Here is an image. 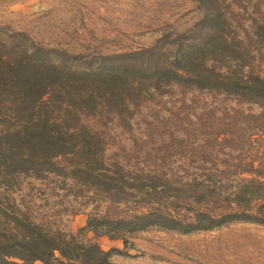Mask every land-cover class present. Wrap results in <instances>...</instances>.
Masks as SVG:
<instances>
[{"label": "rangeland", "instance_id": "374dc122", "mask_svg": "<svg viewBox=\"0 0 264 264\" xmlns=\"http://www.w3.org/2000/svg\"><path fill=\"white\" fill-rule=\"evenodd\" d=\"M204 1L0 0V67L13 75L11 91L47 67L75 75L84 87L68 90L92 99L86 114L68 110L63 96L23 98L41 104L57 123L65 119L66 129L80 125L98 146L88 178L75 173L87 153L61 160L55 172L41 167L3 177L11 154L18 159L29 147L16 135L19 121L0 118V234L14 235L26 222L61 234L70 246L96 244L112 264H264V226L254 223L228 221L191 233L148 228L126 236L122 226L116 238L101 236L109 227L103 220L141 216L154 200L165 205L153 189L161 173L191 178L217 171L229 178L264 166V103L160 85L158 77L169 79L175 65H194L215 51L228 56L218 32L229 47L253 52L243 53L245 74L264 79V0ZM7 86L4 112L12 101L32 111Z\"/></svg>", "mask_w": 264, "mask_h": 264}, {"label": "trees", "instance_id": "16d2710c", "mask_svg": "<svg viewBox=\"0 0 264 264\" xmlns=\"http://www.w3.org/2000/svg\"><path fill=\"white\" fill-rule=\"evenodd\" d=\"M203 2L205 1L202 0ZM255 25L258 26L256 23ZM219 34L218 32L221 45L231 51L228 56L215 51L200 58L194 65L184 67L175 65L179 69L169 79L158 77L162 82L160 85L173 84L198 91L217 90L242 103H264V79L251 71L245 74L247 59L243 53L252 56L253 52L250 53L244 47L241 49L229 47ZM234 53L240 57L234 56ZM228 58V65H225L223 60ZM183 62L190 64L185 59ZM1 63L9 65L4 60ZM37 72L45 73L23 78L11 91L10 78L13 75L0 67V118L5 120V123L19 121L20 126L16 128V135L21 138L22 144L29 147V151L21 152L18 159L11 154V165L5 169L2 176L12 175L14 170L33 174L41 167L47 170V173L55 172L61 160L71 155L82 156L87 153V159L76 164L75 173L76 175L81 173L88 178L90 175L86 171L91 169L90 174L94 171L91 165L96 161L92 154L93 149L98 146L92 147L90 136L81 134L80 125L74 129H66L65 119L57 123V119L44 113L41 104L27 101L23 96L31 92H35L40 99L46 96L60 99L63 96L68 110H72L77 116L91 111L92 99H80L86 97L84 90H81V94L76 89L68 90L72 85L84 87L75 75L53 67ZM6 82L7 92L9 94L12 92L14 99L21 105L35 111L36 116L32 111L15 104V101H12L10 113L4 112L9 102L5 100L6 93L2 90ZM35 127L40 133L38 131L33 133ZM74 137L82 141L74 145L72 142ZM71 149L75 152L71 153ZM31 154L36 157L33 158ZM218 175L217 171H207L204 175L191 178L171 173L155 176L162 181L153 189L165 196V205H161V200H154L148 213L141 216H132L130 220H103L101 225L109 227L101 236L116 238V233L122 226H125V230L122 231L124 236L148 228H162L181 233L208 231L228 221L264 226V166L261 169L253 167L233 172L229 178ZM217 178L220 180L217 181ZM225 183H228L229 187H226ZM14 230L17 232L14 235L0 234V264H112L109 253L96 244L78 246L74 241V246H70L61 234H54L22 221Z\"/></svg>", "mask_w": 264, "mask_h": 264}]
</instances>
